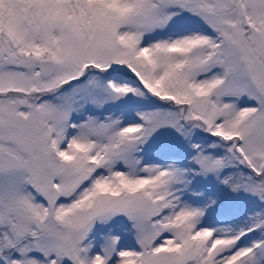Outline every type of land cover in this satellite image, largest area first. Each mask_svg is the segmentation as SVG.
<instances>
[{"label":"snow or ice","instance_id":"1","mask_svg":"<svg viewBox=\"0 0 264 264\" xmlns=\"http://www.w3.org/2000/svg\"><path fill=\"white\" fill-rule=\"evenodd\" d=\"M0 264H264V0H0Z\"/></svg>","mask_w":264,"mask_h":264}]
</instances>
